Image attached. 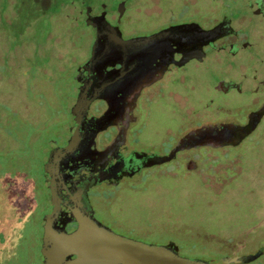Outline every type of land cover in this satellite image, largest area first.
<instances>
[{"label":"rangeland","instance_id":"obj_1","mask_svg":"<svg viewBox=\"0 0 264 264\" xmlns=\"http://www.w3.org/2000/svg\"><path fill=\"white\" fill-rule=\"evenodd\" d=\"M49 1L0 0V154L19 146L9 133L11 114L40 128L52 119L55 137L69 125L76 99L72 76L86 56V42L67 25L66 9L57 13L53 2L41 7ZM180 3L165 0V21ZM200 7L206 3L198 1ZM133 20L146 29L155 17L141 12ZM215 78L210 56L166 72L164 90L152 102L141 97L137 103L131 145L167 154L186 128L218 114L224 119L225 112L209 104ZM188 159L195 167L187 166ZM21 163H0V264H43L40 246L50 223L44 205L55 195L43 188L44 181L51 187L45 164L36 196L42 210L28 215L30 178L26 162L19 170ZM89 196L94 217L114 233L152 245L172 243L181 257L214 261L264 250V125L237 147L183 152L116 186H97ZM242 264H264V251Z\"/></svg>","mask_w":264,"mask_h":264},{"label":"flooded vegetation","instance_id":"obj_2","mask_svg":"<svg viewBox=\"0 0 264 264\" xmlns=\"http://www.w3.org/2000/svg\"><path fill=\"white\" fill-rule=\"evenodd\" d=\"M198 1L206 7L198 9ZM52 2L57 13L67 10V25L86 42L72 76L71 108L77 107L74 113L70 108L65 135L48 139L40 165V174L48 165L51 184L47 189L44 181L43 188L55 195L44 205L53 227L75 229V208L94 216L89 193L97 186H116L183 152L237 147L264 125V0H181L177 11L167 6L166 21L165 0H50L41 7ZM141 12L155 17L151 27L134 26ZM208 56L216 73L209 104L225 118L218 114L186 128L167 154L132 146L139 99L152 102L165 88L166 72ZM186 164L195 167L189 159ZM36 209L42 210L40 202ZM263 251L231 257L228 264L252 262Z\"/></svg>","mask_w":264,"mask_h":264},{"label":"water","instance_id":"obj_3","mask_svg":"<svg viewBox=\"0 0 264 264\" xmlns=\"http://www.w3.org/2000/svg\"><path fill=\"white\" fill-rule=\"evenodd\" d=\"M88 106L89 101L83 104L84 114ZM76 107L71 108L72 113ZM71 213L77 226L70 232L53 227L49 217L40 246L43 264H228L233 259H188L179 256L172 243L147 244L114 233L87 212L75 208Z\"/></svg>","mask_w":264,"mask_h":264},{"label":"trees","instance_id":"obj_4","mask_svg":"<svg viewBox=\"0 0 264 264\" xmlns=\"http://www.w3.org/2000/svg\"><path fill=\"white\" fill-rule=\"evenodd\" d=\"M60 111L61 110L57 111L58 114L60 113ZM9 113L11 114L10 111ZM11 117L12 119H14V123L13 125H10L9 123V133L12 134L14 138H17L19 146L15 149L9 150L7 154H0V163L15 162L17 164L18 159L23 161V163H27L28 172H26L28 173L30 180L25 186V191L29 192V196H31L30 198H32L30 203L31 205L29 204L30 208L28 207V215H30L32 212L33 214H35V210L39 202H37L36 196L38 194V191L40 190V165L43 162V157L39 161V155L43 156V149H45V147L47 146L48 139L53 137V133H51L49 129L51 130V126L55 124L52 119L50 120V118H47L45 122L47 123L49 120L50 122L48 124L44 123L46 125L40 128L39 126L34 125L26 119L18 118L16 114H11ZM34 136L36 137L33 138ZM23 163L19 165V170L24 169ZM16 179L17 182L21 180L18 175ZM0 195L2 194L0 193Z\"/></svg>","mask_w":264,"mask_h":264}]
</instances>
